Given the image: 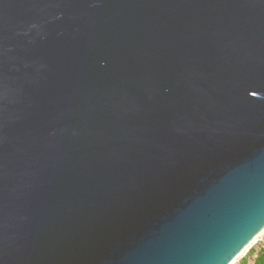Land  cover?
Returning a JSON list of instances; mask_svg holds the SVG:
<instances>
[{
	"label": "water",
	"instance_id": "1",
	"mask_svg": "<svg viewBox=\"0 0 264 264\" xmlns=\"http://www.w3.org/2000/svg\"><path fill=\"white\" fill-rule=\"evenodd\" d=\"M264 227V0H0V264H229Z\"/></svg>",
	"mask_w": 264,
	"mask_h": 264
},
{
	"label": "rangeland",
	"instance_id": "2",
	"mask_svg": "<svg viewBox=\"0 0 264 264\" xmlns=\"http://www.w3.org/2000/svg\"><path fill=\"white\" fill-rule=\"evenodd\" d=\"M249 247L251 251L247 254V256L256 254L258 256H261V258L263 259L264 257V237H261L259 234L256 240ZM253 259H255V257Z\"/></svg>",
	"mask_w": 264,
	"mask_h": 264
},
{
	"label": "built area",
	"instance_id": "3",
	"mask_svg": "<svg viewBox=\"0 0 264 264\" xmlns=\"http://www.w3.org/2000/svg\"><path fill=\"white\" fill-rule=\"evenodd\" d=\"M250 247H248V249L246 251H244L236 260H235V264H248V263H244L242 260L243 258H245L247 256V254L250 252L249 251ZM256 257V254H253V258ZM254 261V259H253Z\"/></svg>",
	"mask_w": 264,
	"mask_h": 264
},
{
	"label": "bare ground",
	"instance_id": "4",
	"mask_svg": "<svg viewBox=\"0 0 264 264\" xmlns=\"http://www.w3.org/2000/svg\"><path fill=\"white\" fill-rule=\"evenodd\" d=\"M262 230H264V227L262 228ZM260 232L261 231H259V233L251 240V242L236 257H234L232 260L235 261L244 251H246L248 249V247L256 240V238L258 237Z\"/></svg>",
	"mask_w": 264,
	"mask_h": 264
},
{
	"label": "trees",
	"instance_id": "5",
	"mask_svg": "<svg viewBox=\"0 0 264 264\" xmlns=\"http://www.w3.org/2000/svg\"><path fill=\"white\" fill-rule=\"evenodd\" d=\"M249 251H251V249H249ZM253 264H264V257L262 259L261 256L256 255Z\"/></svg>",
	"mask_w": 264,
	"mask_h": 264
},
{
	"label": "crops",
	"instance_id": "6",
	"mask_svg": "<svg viewBox=\"0 0 264 264\" xmlns=\"http://www.w3.org/2000/svg\"><path fill=\"white\" fill-rule=\"evenodd\" d=\"M242 261H243L244 263L252 264V263H253V255L246 256L245 258H243Z\"/></svg>",
	"mask_w": 264,
	"mask_h": 264
},
{
	"label": "clouds",
	"instance_id": "7",
	"mask_svg": "<svg viewBox=\"0 0 264 264\" xmlns=\"http://www.w3.org/2000/svg\"><path fill=\"white\" fill-rule=\"evenodd\" d=\"M260 236H264V230H261ZM231 264H235V261L231 262Z\"/></svg>",
	"mask_w": 264,
	"mask_h": 264
},
{
	"label": "snow or ice",
	"instance_id": "8",
	"mask_svg": "<svg viewBox=\"0 0 264 264\" xmlns=\"http://www.w3.org/2000/svg\"><path fill=\"white\" fill-rule=\"evenodd\" d=\"M261 233V232H260ZM261 237H264V236H261ZM234 260H231L230 262H229V264H231V262H233Z\"/></svg>",
	"mask_w": 264,
	"mask_h": 264
}]
</instances>
